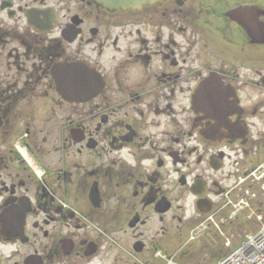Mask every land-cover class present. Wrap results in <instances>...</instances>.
Here are the masks:
<instances>
[{
  "label": "flooded vegetation",
  "instance_id": "obj_1",
  "mask_svg": "<svg viewBox=\"0 0 264 264\" xmlns=\"http://www.w3.org/2000/svg\"><path fill=\"white\" fill-rule=\"evenodd\" d=\"M263 162L264 0H0V264L214 261Z\"/></svg>",
  "mask_w": 264,
  "mask_h": 264
},
{
  "label": "water",
  "instance_id": "obj_2",
  "mask_svg": "<svg viewBox=\"0 0 264 264\" xmlns=\"http://www.w3.org/2000/svg\"><path fill=\"white\" fill-rule=\"evenodd\" d=\"M96 4L102 6L107 10L127 9V8H139L143 4L154 2L157 0H94ZM68 71L69 69L63 68L60 74L54 76L57 83L59 93L66 98L68 91ZM77 73L74 75V82L77 81ZM96 80L93 78V74L90 72V90L95 86ZM76 89V86L74 87Z\"/></svg>",
  "mask_w": 264,
  "mask_h": 264
},
{
  "label": "rangeland",
  "instance_id": "obj_3",
  "mask_svg": "<svg viewBox=\"0 0 264 264\" xmlns=\"http://www.w3.org/2000/svg\"><path fill=\"white\" fill-rule=\"evenodd\" d=\"M189 263H192V261H185V264H189ZM199 264H210V261H199Z\"/></svg>",
  "mask_w": 264,
  "mask_h": 264
},
{
  "label": "built area",
  "instance_id": "obj_4",
  "mask_svg": "<svg viewBox=\"0 0 264 264\" xmlns=\"http://www.w3.org/2000/svg\"><path fill=\"white\" fill-rule=\"evenodd\" d=\"M260 261H263L261 262L260 264H264V253L261 255V257L259 258Z\"/></svg>",
  "mask_w": 264,
  "mask_h": 264
}]
</instances>
